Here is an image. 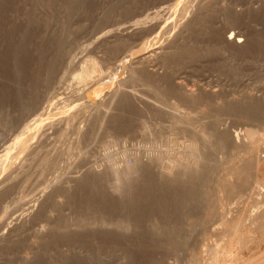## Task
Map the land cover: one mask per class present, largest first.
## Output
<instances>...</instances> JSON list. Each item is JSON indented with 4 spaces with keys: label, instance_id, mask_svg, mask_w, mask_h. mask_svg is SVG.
<instances>
[{
    "label": "rangeland",
    "instance_id": "1",
    "mask_svg": "<svg viewBox=\"0 0 264 264\" xmlns=\"http://www.w3.org/2000/svg\"><path fill=\"white\" fill-rule=\"evenodd\" d=\"M167 1L172 4L165 19L172 24L176 16L171 14L179 0H0V146L3 143L11 147L6 151L8 159L5 156L2 157L4 162L0 159L3 163L0 168L4 165L7 168L10 160H15L17 151L10 146L13 145L11 139L17 133L20 102L29 95L34 101L44 102L61 90L88 81L92 83L103 76L106 81L97 86L99 90L90 100L100 99L121 81L120 85L130 90V103H134L115 117L117 122L113 119L114 142H105L103 132L93 145L83 146L78 153L74 150L70 156L72 163L64 158L60 163L63 166H55L60 173H56L55 168V175L51 173L52 168L45 172L49 181L62 175L64 182L61 183L70 190L63 198H58V204L46 217L40 218L33 231L13 241L10 249H3L0 255L4 264H69L76 258L81 259L80 264H102L106 260L107 264H243L264 249V0H209V8L204 12L205 23L189 32L183 41L185 49L190 51H187L188 56H192H187L180 65L183 76H187L184 81L187 89L199 85L205 94L211 89L219 91L221 98L220 95L215 97L207 107L201 102L190 104L182 96H167L166 100L178 106L179 111L174 114L161 110L163 118L159 119L148 116L157 110L152 92L142 82H129V64L126 60L117 63L120 58H116L115 47L112 44L97 47L92 42L106 29L141 19L137 14ZM228 15L232 17L229 19ZM228 27L245 39L243 48L220 41L218 33ZM128 41L134 43L133 39ZM128 41L124 44L132 47ZM59 42L63 43L61 49ZM145 74H148L144 76L146 80L142 76V81L163 91L162 82H157L148 72ZM32 79L35 80L32 82ZM218 102L226 103L225 111L217 107ZM181 112L191 114L189 118L193 121L183 127L185 133L181 128H173L175 120L182 119ZM2 115L11 122L6 123L8 129L1 128L5 117ZM203 124L240 132L245 146L234 149L228 142L222 144L216 133L209 139L214 140L215 148H212L203 135H188L190 131H203ZM3 129L6 132H2ZM81 152L85 153L84 158H78ZM16 155L18 157V153ZM146 156L158 157L164 166L137 169L135 158L145 161ZM201 157L205 158L204 164L198 161ZM178 162L191 163V166H174ZM154 168L161 169L163 175L156 176ZM189 168L201 170L200 174L204 175L201 181L189 180V173L184 171ZM89 169L102 176L94 178L87 173ZM3 171L0 176L6 173ZM112 171L116 172L110 177ZM72 176H80L81 180L75 182ZM237 190L240 195L236 194ZM249 217H254L255 224L242 225ZM30 235L34 237L31 239ZM79 248L85 258L74 254V249L79 251ZM71 251H74L72 255H65ZM29 252L33 253L25 261L23 256Z\"/></svg>",
    "mask_w": 264,
    "mask_h": 264
},
{
    "label": "bare ground",
    "instance_id": "2",
    "mask_svg": "<svg viewBox=\"0 0 264 264\" xmlns=\"http://www.w3.org/2000/svg\"><path fill=\"white\" fill-rule=\"evenodd\" d=\"M167 3H168V1L164 4L160 3L161 5L158 4V6H155V7L151 6L152 8L149 10L147 9L148 11H146V12H140L139 14H137L136 17L142 16L141 19L138 18V20H135V21H132L129 23L126 22V24L115 26V28L113 27V29H111V28L108 30L106 29L105 32H102L99 36L94 37V40L92 42L97 47L102 46L104 44L105 45L106 44H112V46L115 47L114 53H116L115 54L116 58H120L119 62H117V63L121 64L123 62V60H126L129 64V66H128L129 67V73H128L129 74V78H128L129 82H131V83L142 82L143 86L147 87V89L152 92V95H153L152 97H154V99H155V101H154L155 106H156L155 109H157V110L155 111V113L150 112V114L149 115L147 114V115L150 117L156 116L159 119H161L162 111H164V110H165V112L166 111L168 112V110H169V112L174 113V114H176L177 111H179L178 106H175L174 104H172V103L168 102V100H166V99H168L167 96H170V97L182 96L183 99H186L188 102H190V104L193 103L194 105H196V104H200V102H201V103H205L206 104L205 106L210 107V103H212L211 100L221 94V93L219 94V91L212 90V89L210 91L208 89L209 92L205 94L204 93L205 91L203 92V90L199 87V85L193 87L195 90L194 89L191 90L190 88H189L190 90L187 89L184 85L185 77H187V76H185V77L183 76L184 70H183V68H181V65H180V62L182 60L187 59L188 52H190L189 50L185 49L186 45L184 46L185 43L183 41L185 40V37L189 32L195 30L196 28L202 26L203 23H205L204 12L208 10L207 8H209L210 1L209 0H179V1H177L175 4H178V7L176 6L177 8H175V9L173 8L174 10H173V13L171 14L172 17L176 16L175 21L173 19L174 22L173 23L171 22L172 24H168L166 22V19H165L166 14L170 10L169 5H171L172 2H170L171 4H167ZM255 3H257V2H255ZM228 9L230 11L232 10L231 8H228ZM233 11H231V12H233ZM234 15H237V13L235 12ZM227 17L230 19L232 16L229 17V15H228ZM171 31H173V32L171 33ZM218 36L220 37V41L222 40L225 43V45L227 44L229 46H232V47H235L238 49L243 48L245 46V43H246L245 39L241 35L233 32L232 30H229V27H228V30L226 29L223 32L218 33ZM130 39H133L134 43L131 44L132 41L131 42L128 41ZM126 41H128L127 43H130L132 45V47H129L130 45L129 46L125 45L124 42H126ZM90 43H89V45L92 44V43L91 44ZM133 46H135V47L133 48ZM62 47H63V43H61V45H60V42H59L58 48L61 49ZM87 47H91V46H87ZM106 47H107V45H106ZM84 48H86V46ZM87 49H85V50H87ZM191 51H192V49H191ZM208 51H209V49H208ZM81 53H83V52H81ZM189 56H192V54H189ZM41 57H42V55H40L39 58H41ZM70 62L72 63L73 61H70ZM120 64H118V65L121 66ZM49 65H50V63H49ZM54 65H56V64H54ZM118 65H116V66H118ZM51 66H52V64H51ZM185 67H187V66H185ZM148 68H150V70ZM49 69H51V68H49ZM146 72L151 74L152 77L157 80V82L159 81V82H162L164 84V86L162 88L163 91H161L159 89L160 87L157 89V88L151 87L149 85L150 83L147 82L148 84H146L144 82L146 80L144 78V76L148 75V74H145ZM185 72H186V70H185ZM114 73H116V72L114 71ZM47 74H46V76H47ZM106 74H108V73H106ZM141 74H144V75H141ZM52 75L53 74H51V76ZM142 76L144 78V81H142ZM106 78H108V76ZM36 79H37V77H36ZM47 79H49V78H47ZM47 79H46V81H47ZM33 80H35V79H32V82H33ZM53 80H54V77L52 78V83H53ZM36 81H38V80H36ZM105 81H106L105 78L103 76H100L99 78H96V80L92 83L88 81L82 85L78 84L79 86H75V87L68 89V90H61V91H59L58 94H55V95H54V93H55L54 92L53 93L54 96H52L50 98L48 97V99H46L45 101L43 100L44 102H41L39 100L34 101V99H32L30 97V95H29V97L26 95L27 97H25V99H23L20 102L21 103L20 104L21 105V108H20L21 111L16 116V119H17L16 123L18 124V127L15 125L17 127V129H16L17 133H16L14 139H11V140H13L12 141L13 145L10 143L11 144L10 146H12V149L13 150H14V148L16 149L17 152L16 151L15 152H16V154L18 153V157L15 154L16 157H14L15 160H13L12 159L14 156V154H13L12 158L10 157L12 159L13 163L10 160L11 164L9 162V164H8L9 166L7 168H5L6 167L5 165L2 166L3 168H0V173H2V171L4 169H5V171H3V172H6L4 175L0 176V254L4 248L8 247L7 249H10V246H12L11 243L13 241H15L16 239H19V237L22 239V236L26 235V233L28 231H30L31 229L33 231L34 230L33 227H35V225L40 220V218L42 216H45V215L47 216V214L50 213L52 208L54 209V206H56L55 204L59 201L58 198L59 197L63 198L65 195L68 194V191L70 190V188L65 187L64 184H62L64 182V181H62V177H63L62 175H56V177L54 176L55 177L54 181H49L46 179L45 172L48 169L52 168V171H51V173H52L55 166H59V164L62 161H64V158H66V160L70 159V156L74 153L73 152L74 150H76V152L78 153V151H80V149L83 146L88 145V147H89V145H93V143H95L97 141L100 134L103 132L106 135V137H105L106 141L105 142H108V141L114 142V140L116 139V137L114 135H112V133H111L114 130V129L112 130V128H111L112 123L114 122V120H115V122H117L115 117L117 115L119 117V115L123 113L124 108H129L128 106L131 103L132 104H134V103L133 102L130 103V101H129V100H131V99H129V97L131 98L130 92H129L130 90L129 91L125 90V88L120 85L121 81L118 84L117 88L115 87L114 90H111L107 93H104L100 99L94 100V101L90 100V97L94 96L95 92L97 93V91L99 90V88L97 86L103 84V82H105ZM47 82H44V83L46 84ZM49 83H47V84H49ZM162 83H159V84L162 85ZM36 84H38V83H36ZM36 84H35V86H36ZM55 84H57V83H55ZM115 84H117V83L115 82ZM121 84H123V82ZM40 85H41V83H40ZM49 85L51 86L52 84H49ZM49 85H43V87L44 86L50 87ZM56 87H57V85H56ZM45 88H47V87H45ZM32 89L30 92L33 91ZM126 89H128V88H126ZM44 91H45V89H44ZM46 92H45V94H46ZM36 93H37V91H36ZM41 93H43V90H42V92H40V94ZM128 93H129V96H128ZM131 93H133V91ZM43 96H44V94H43ZM48 96H50V95H48ZM212 96H214V97L212 98ZM33 97H35V96H33ZM37 97L39 98V95ZM182 97H181V99H182ZM219 98H221V95L219 96ZM186 102H184V103H186ZM225 104L218 102L217 107H219L221 111L222 110L225 111L226 110ZM224 105H225V107H224ZM158 108H160V110ZM136 110H138V109H136ZM2 111H1V113H2ZM237 111H240V110H237ZM165 112H163V113H165ZM4 113H5V111H4ZM181 113H182V116H181L182 119L177 120V121L175 120L176 123L173 124V126H174L173 128H175V127L178 129L181 128V129H183L182 131H184L185 129L183 127L189 126V122H193V121L191 118H189V116H191V114L189 112L188 113L190 115L185 114V113L183 114V112H181ZM247 113H248V115H252L250 112H247ZM8 114H6V115H8ZM166 115H168V114L166 113ZM125 117H127V116H125ZM150 117H148V119ZM252 117H254V116H252ZM14 118H15V116H14ZM145 118H147V116ZM5 119H7L6 116L4 117V119H2V120H4V122L1 121L4 125L1 128H4V127L7 128L8 126H6L7 125L6 123H9V124L11 123L10 120L7 121ZM132 120H133V118H132ZM141 121H143V120L141 119ZM148 121L146 122L147 123V125H146L147 129L146 130L149 129L148 128L149 127ZM115 122L113 124H115ZM261 122H263V121H261ZM96 123H97V125H96ZM146 123H144V124H146ZM218 123H217V125H218ZM258 124H259V122H258ZM215 126H216V124L215 125L213 124L212 127L208 126V125H204V126H202L203 131H200V130L190 131L188 135H191V134H192V136L193 135L194 136L195 135H203L204 138L206 137L208 142L211 143L212 148L213 147L215 148V143H214V140L210 141L209 139L211 136L215 135L216 133L219 135V137L222 141V144L228 142L229 146H231L234 149H236L238 147L240 148L241 145L243 146L245 144L244 136L240 132H231L229 129H226V128L219 129L218 128L219 125H218V127L217 126L215 127ZM138 127H139V125H138ZM261 128H262V126H261ZM190 130H191V128H190ZM0 131H1V129H0ZM3 131H5V129H3L2 132ZM185 132H187V131H184V133ZM202 132H203V134H202ZM260 134H261V132H260ZM1 136H3V135H1ZM207 140H206V142H207ZM257 144H260V143H257ZM219 145H220V143H219ZM13 146H14V148H13ZM64 146H65V148H64ZM216 146H217V144H216ZM10 148L5 147L2 143V146H0V153L3 152V154L0 155V159H2L3 156H5V159H6L9 156L6 151L9 152ZM88 149H90V148H88ZM189 149H190V147H189ZM217 149H219V147ZM84 154L85 153L82 154V152H81V154H78V158H84L85 156L82 157ZM203 158L201 157V159L198 160L200 164H204L205 158L204 159ZM3 159H2V161H3ZM70 160L72 163L73 158H71ZM0 163H2V162H0ZM69 164H66V165L70 166L71 164L70 165ZM135 164H136L135 166H137V169H139V170L146 168L148 166L149 167H151V166L152 167L153 166H164V164L159 163V158L155 157V156H149L146 158L145 161L135 158ZM185 164L178 162V164H176L174 166H191V163H190V165H185ZM61 165L62 164H60V166ZM41 167H43V168H41ZM256 167H257V165H256ZM84 168H86V166ZM182 168L183 167H181V169ZM55 169H57V170H55ZM55 169L54 170L56 173H60L58 171V168H55ZM154 170L157 173L156 176L162 174L161 169L154 168ZM184 171L187 172L186 174L189 173L188 174L189 180L194 181L195 183H196V181H199V180L201 181V179L204 176V175L202 176L200 174V172H201L200 169H199V171H193V170H191V168H189V170L184 169ZM55 172H53V174ZM89 172H90L91 176H93L94 178H100L102 176V174H100V173L98 174V172H96V171H91V169H89L87 173H89ZM115 172L116 171H114V173ZM164 172L167 173V171H164ZM114 173L112 171V173H110L109 176L113 177V175H115ZM76 176H78V175H76ZM80 176L82 177L83 175H80ZM80 176L77 178H75L73 176L72 177L75 178V179H73L75 182H79L81 180ZM174 176H172V177L175 178L176 176L175 177ZM47 177H49V176H47ZM65 177H66V174H65ZM67 177H69V176L67 175ZM84 177H87V176L84 175ZM122 177H124V176H122ZM52 178H53V176H52ZM105 178H107V177H105ZM82 179H83V177H82ZM89 179H90V177H89ZM175 180H176V178H175ZM66 184H67V182H66ZM193 189L194 188H192V191H194ZM238 191L239 190H237L235 192H236V194L240 195V192H238ZM8 200H10V201H8ZM221 216H222V214H221ZM63 218H64V216H63ZM102 218H105V217H102ZM117 218H119V217H117ZM60 219H62V218H60ZM120 220H119V222H120ZM254 220H255L254 217H253V219H252V217H249V219H247L246 221H243L244 224H242V225H245L246 223L247 224H251V223L255 224ZM124 226H126V225H124ZM108 232H110V231L108 230ZM30 237H31V235H30ZM32 237H34V236H32ZM32 237H31V239H32ZM15 243H14V246H16ZM9 244H11V245H9ZM24 246H26V244ZM27 247H29V245ZM80 248H79V251H77L78 249L77 250L74 249V251H76L75 253H74V251H71V252L65 253V255L70 256V254L72 255L74 253L78 258H82V257L85 258L86 256L81 252ZM7 249H5V251H7ZM12 251H14V250H12ZM68 251H70V250H68ZM65 252H67V251H65ZM32 253L29 252V253H26L25 255L23 253V255H24L23 257L25 258V261L29 260V258L31 257L30 255ZM5 254H7V253L5 252ZM1 255H0V264H4L5 260H4L3 256H1ZM33 255H35V253ZM61 255H64V254H61ZM75 255H74V257H75ZM90 255H91V253H90ZM88 256H87V258H88ZM65 258H64V261L62 260L64 263L66 261ZM57 261H59V260H57ZM80 261H81V259L78 260L76 258V261H72L69 264H80L79 263ZM106 262H108V261L107 260L105 262L103 261L102 264L103 263L107 264ZM50 263H52V262H50ZM53 263H54V261H53ZM5 264H9V263H5ZM83 264H85V263H83ZM89 264H92V263L89 262ZM93 264H96V263H93Z\"/></svg>",
    "mask_w": 264,
    "mask_h": 264
},
{
    "label": "crops",
    "instance_id": "3",
    "mask_svg": "<svg viewBox=\"0 0 264 264\" xmlns=\"http://www.w3.org/2000/svg\"><path fill=\"white\" fill-rule=\"evenodd\" d=\"M243 264H264V249L248 258Z\"/></svg>",
    "mask_w": 264,
    "mask_h": 264
}]
</instances>
